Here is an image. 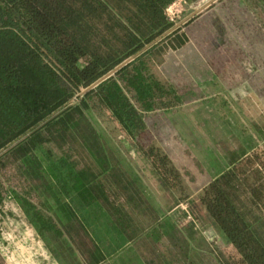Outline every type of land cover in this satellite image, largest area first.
<instances>
[{
    "label": "trees",
    "instance_id": "obj_1",
    "mask_svg": "<svg viewBox=\"0 0 264 264\" xmlns=\"http://www.w3.org/2000/svg\"><path fill=\"white\" fill-rule=\"evenodd\" d=\"M172 1L0 0V211L12 201L58 264H111L142 236L143 248L162 246L149 259L138 254L142 264H194L178 217L152 213L91 118L108 111L160 185L183 198L166 151L145 143V114L181 102L146 64L177 29L164 15ZM241 1L252 12L264 8V0ZM77 146L95 165L90 179ZM197 203L229 245L228 264H264V142L207 181ZM0 264H8L1 252Z\"/></svg>",
    "mask_w": 264,
    "mask_h": 264
},
{
    "label": "rangeland",
    "instance_id": "obj_2",
    "mask_svg": "<svg viewBox=\"0 0 264 264\" xmlns=\"http://www.w3.org/2000/svg\"><path fill=\"white\" fill-rule=\"evenodd\" d=\"M171 3L164 15L172 24L170 30L177 29L152 50L151 60L146 64L154 77L175 85L182 95L181 102L178 107L145 114V135L149 139H145V143L153 141L171 156L181 176L183 198H178L177 191L160 185L149 163L132 146L108 111L96 110L91 118L112 146L127 177L134 180L147 200L152 213L159 217H178V230L188 237L192 247L189 259L194 264H219V261L228 264L225 255L230 254L229 245L210 225L197 203L199 190L216 172L211 166L212 155L207 151H211L212 145L219 150L222 140L220 129L214 130L216 122L212 118L218 116L223 107L220 99H213L216 104L211 101L210 85L212 81L219 82L218 76L231 86L248 83L255 88V95L260 96V119L264 120V37L260 36L256 25V19L264 23V8L256 5L252 12L241 0H173ZM239 70L241 75L236 72ZM250 105L249 101L245 103L247 113L252 110ZM263 142L264 139L262 145ZM76 153L85 177L92 178L96 168L91 158L78 146ZM0 228V252L9 264L19 260L15 254H21V264H36L35 258L30 260V246L34 247L31 254L46 264L41 257H48L47 252L41 255L42 245L12 201H5L1 206ZM141 239L146 241L143 236ZM142 240L129 243L110 263L121 264L123 259L125 264H142L138 254L145 252V258L149 259L161 253L160 241L151 243L153 248L148 244L143 248ZM157 260L154 258L151 264H157Z\"/></svg>",
    "mask_w": 264,
    "mask_h": 264
},
{
    "label": "crops",
    "instance_id": "obj_3",
    "mask_svg": "<svg viewBox=\"0 0 264 264\" xmlns=\"http://www.w3.org/2000/svg\"><path fill=\"white\" fill-rule=\"evenodd\" d=\"M239 71L236 72L241 75L242 71ZM218 81H212L213 83L210 85L212 98L209 97L215 104L216 100L213 101V99H220L222 103L223 109H221L220 114L217 113L218 116L212 118L216 122L214 130L220 129V138L222 140L219 150L214 149V145H212L211 151H207L212 155L211 166L216 169L214 170L216 172L210 175L207 181L226 170L236 160L254 150L260 149L264 139V120L260 119L262 117L260 114L262 103L260 96L255 95V88L248 83L241 82L231 86L221 76H218ZM247 101L252 106L251 112L248 113L244 108ZM168 156L173 161L171 156ZM29 249L32 251L34 247L30 246ZM31 251L29 252L30 260L33 257L35 258L34 261H37V263L33 261L32 263L43 264L40 262L41 260L37 259V256L31 254ZM44 251L47 252L48 257L44 256L41 259L43 258L46 264H58L43 247L41 255L44 254ZM14 256L19 259L18 261L14 260V264H21V254L17 256L15 254Z\"/></svg>",
    "mask_w": 264,
    "mask_h": 264
},
{
    "label": "water",
    "instance_id": "obj_4",
    "mask_svg": "<svg viewBox=\"0 0 264 264\" xmlns=\"http://www.w3.org/2000/svg\"><path fill=\"white\" fill-rule=\"evenodd\" d=\"M131 59V57H128V59L124 60L123 62H121L120 64H118L116 67H114L112 70H110L108 73H106L104 76H102L101 78H99L96 82H94L93 84H91L90 86L86 87L85 89H83L81 91V93L86 92L87 90H89L90 88H92L95 84H97L98 82H100L101 80H103L104 78H106L107 76L113 74L115 71H117L119 68H121L122 66H124L129 60Z\"/></svg>",
    "mask_w": 264,
    "mask_h": 264
},
{
    "label": "built area",
    "instance_id": "obj_5",
    "mask_svg": "<svg viewBox=\"0 0 264 264\" xmlns=\"http://www.w3.org/2000/svg\"><path fill=\"white\" fill-rule=\"evenodd\" d=\"M170 3H171V2H170ZM170 3L164 8L165 11H166L168 8L171 7V4H172V3H171V4H170ZM170 20H171V18H170Z\"/></svg>",
    "mask_w": 264,
    "mask_h": 264
}]
</instances>
